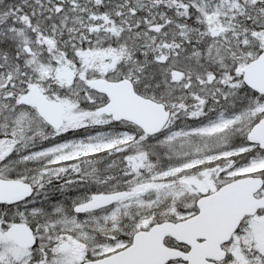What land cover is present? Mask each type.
I'll list each match as a JSON object with an SVG mask.
<instances>
[{
    "label": "snow or ice",
    "instance_id": "snow-or-ice-1",
    "mask_svg": "<svg viewBox=\"0 0 264 264\" xmlns=\"http://www.w3.org/2000/svg\"><path fill=\"white\" fill-rule=\"evenodd\" d=\"M0 264H264V0H0Z\"/></svg>",
    "mask_w": 264,
    "mask_h": 264
}]
</instances>
